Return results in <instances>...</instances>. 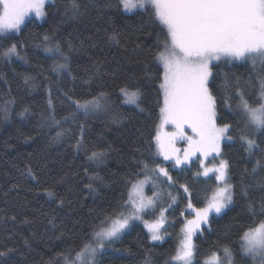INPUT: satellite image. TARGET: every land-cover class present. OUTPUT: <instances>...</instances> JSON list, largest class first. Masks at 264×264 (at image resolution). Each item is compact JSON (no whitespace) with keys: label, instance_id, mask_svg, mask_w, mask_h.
<instances>
[{"label":"trees","instance_id":"16d2710c","mask_svg":"<svg viewBox=\"0 0 264 264\" xmlns=\"http://www.w3.org/2000/svg\"><path fill=\"white\" fill-rule=\"evenodd\" d=\"M67 2L51 0L42 23L31 19L19 33L0 40L4 46L18 43L25 57L11 62L0 59V251L14 249L0 264H47L56 253L76 249L105 214L127 199L131 185L126 181L144 179L142 162L149 168L155 163L166 167L172 183L188 187L194 207H204L217 187L215 178H196L190 172L195 166L190 165L188 171L173 168L172 162L156 155L155 145L150 143L159 113L158 75L162 68L155 55L157 37L161 44L164 38L159 22L147 14L123 13L115 7L117 0H81L85 5L82 14L73 18L64 15ZM114 32L119 34L118 44L109 40ZM45 35L48 42L43 40ZM57 44L68 57L63 70L53 69L65 61L45 51ZM214 65L212 87L218 98V123L234 126L229 133L232 141L221 147V159L229 165L228 182L234 186L233 203L221 214H211L210 230L202 226L203 234L193 237L198 249L195 261L203 264L212 252L229 246L237 264H250L241 259L240 236L264 220L259 214L264 202V168L252 172L255 162L264 159V152L257 150L249 156L244 151L241 132L253 138L257 133L245 128L239 113L230 111L221 98L226 80L232 87L239 81V87L255 103L259 67L254 72L249 62L224 60ZM125 85L139 90L138 102L144 111L123 103L120 88ZM101 93L107 96V105L98 111L85 114L72 103ZM25 109L28 112L20 116ZM53 116L60 121L58 125L52 123ZM77 141L82 145L79 149ZM258 143L264 147V137ZM176 147L180 148L178 141ZM93 151H102L103 159L89 160ZM88 184L91 190L85 187ZM250 202L255 203V216L249 211ZM181 212L180 204L169 209L171 226L164 241H152L145 224L135 221L113 249L97 257V264H145L146 260L167 264L176 253L188 217ZM153 216L150 213L144 220L152 222ZM52 217L55 227L48 222Z\"/></svg>","mask_w":264,"mask_h":264},{"label":"snow or ice","instance_id":"6c2138e0","mask_svg":"<svg viewBox=\"0 0 264 264\" xmlns=\"http://www.w3.org/2000/svg\"><path fill=\"white\" fill-rule=\"evenodd\" d=\"M47 3L48 0H0V40L8 38L9 33H19L25 18L30 14L37 18L48 15ZM84 6L81 0H68L64 15L78 17ZM107 6L112 7L110 3ZM115 7L125 14H147L162 26L164 38L161 44L159 36L157 37L155 55L157 64L162 68L158 75V123L150 137V143L155 145L156 155L164 161L172 162L173 168L190 166L195 158L201 169L195 175L210 178L212 174L217 182L211 197L207 198L204 207L199 208L191 203L188 187L181 185L188 194L187 208L195 215L194 218L186 220L181 230L183 238L167 264H194L198 249L193 237L203 234L205 229L202 226H208L210 230V214L219 215L233 203L234 186L228 182V162L220 159L215 166L209 167L206 164L210 156L215 159L221 155V142L232 141L233 137L229 133L234 130L231 123H218V98L212 87L214 62H251L254 72L259 67V87L255 103L250 102L243 88L239 87V81L232 87L226 80L222 85L225 94L221 99L230 111L236 110L239 113L245 128L250 127L257 133L253 138L241 132L239 140L244 151L249 156L254 155L257 150L264 152V147L258 143L264 137V0H117ZM118 36L114 32L109 40L118 44ZM43 40L48 42L50 38L45 35ZM71 48L69 43V50ZM45 51L65 61L57 63L53 70L67 68L68 57L58 44L45 48ZM13 58L25 59L21 55L20 45L15 42L7 46L0 44V59L11 62ZM120 94L124 98L123 103L134 104L140 111H144L138 102L141 96L138 89L133 91L125 85L120 88ZM68 98L72 100L70 96ZM233 100L236 101L234 105L230 103ZM72 103L77 110L87 114L106 107L107 96L101 93L90 100H72ZM49 104L51 106V101ZM27 112L28 109H25L19 115L23 117ZM4 114L7 117L6 106ZM68 118L63 117L64 120ZM52 123L58 125L60 121L53 116ZM168 126H171V131L166 130ZM62 135V132L57 133V137ZM177 141H184L186 147L177 148ZM76 147H82L80 141H77ZM103 157L102 151H93L88 159L101 161ZM142 164L144 179L126 181V184L131 185L127 199L122 200L111 214H105L91 232L82 238L76 249L56 253L47 264H61V261L63 264H97V257L107 245L120 238L132 221H142L152 241L164 239L161 232L166 223L164 214L172 204L168 208L157 207L161 194L155 190L158 187L156 181L162 176L171 183L172 177L168 169L161 167L159 163H155L152 168L146 162ZM258 168H264V159L255 162L252 172L255 173ZM28 171L31 175V170ZM136 176L139 177L140 173H136ZM148 183L152 185V196H145L144 193V187ZM85 187L92 189L91 184ZM47 194L49 197L54 195L51 191ZM168 195L174 204L175 197L171 193ZM59 203L63 206V199ZM255 207L254 202L248 205L254 216ZM157 211L159 216L153 222L143 219L142 214L155 215ZM259 214L264 216V202L260 204ZM181 215L184 213L181 212ZM11 219L16 218L13 216ZM54 219L52 217L48 221L53 227ZM240 241L241 259L250 261V264H264V220L244 230ZM25 244L27 245V241ZM13 251L11 248L0 251V259ZM145 264H151L150 260H146ZM195 264H199V261H195ZM203 264H237V259L231 247L223 246L212 252Z\"/></svg>","mask_w":264,"mask_h":264},{"label":"rangeland","instance_id":"374dc122","mask_svg":"<svg viewBox=\"0 0 264 264\" xmlns=\"http://www.w3.org/2000/svg\"><path fill=\"white\" fill-rule=\"evenodd\" d=\"M49 2H51V0H48V3ZM47 3V4H48ZM44 18L45 17H43V18H37V17H35V15L34 14H30L28 17H26L25 18V23L21 26V28H23L24 27V25L28 22V21H30L31 19H35V20H37V21H39V22H43L44 21ZM219 62V61H218ZM242 62V61H241ZM215 63H217V62H214V64ZM250 64H251V62H249ZM131 105H134V104H131ZM168 128H170L171 129V126H169ZM190 134V133H189ZM225 141H227V140H224V141H222L221 142V145H220V148L222 147V145H223V143L225 142ZM178 146L180 147V149H181V147H182V149L184 148V147H186V143L184 142V141H178ZM221 159V155L219 156V157H217V158H215V159H213V157L212 156H210L209 158H208V160L206 161V164H207V166H209V167H212V166H215V165H217L218 164V162H219V160ZM193 160H194V162L191 164V166L193 167V166H195L192 170L191 169H188V167L189 166H184V167H181V168H179L180 170H182V171H188V170H191L190 172H192L193 173V175H195L196 173L195 172H197V171H200L201 169L199 168V163H198V161H195V158H193ZM151 175V174H150ZM196 178H198V179H211V178H214V175H212V174H210V178H206V177H203V176H200V177H197V176H195ZM156 183H157V185H158V187L155 189L157 192H159L161 195H160V197H159V199H158V201H157V207L159 208V207H165V208H168V205L169 204H172V206H175V205H181V206H183V209H184V214H188V217L186 218V219H184V224H185V222H186V220H188V219H192V218H194V212H192V210L191 209H188L187 208V205H188V203H189V198H188V194H186L184 191H183V188L181 187V185L180 186H176L174 183H169L167 180H166V178L165 177H160L157 181H156ZM144 193H145V196H152V193H153V189H152V185H151V183H148V184H146L145 185V187H144ZM169 193H171V195L173 196V197H175V203L173 204V202H172V200H171V198L169 197ZM169 209L170 208H168V211H169ZM168 211L167 212H165V214H164V216H165V220H166V223H165V226H164V228L163 229H161V232H162V234L164 235V239L162 240V241H164L168 236H167V233H168V229L170 228V226H171V222H169L168 220H170L169 219V217H167V213H168ZM150 213H148V214H142L143 215V219H146V218H148V215H149ZM213 214V213H212ZM211 215V214H210ZM152 216V215H151ZM157 216H159V211H157L156 213H155V215L152 217V222L156 219V217ZM184 216V215H183ZM135 221H132L131 222V224L130 225H132L133 223H134ZM184 224H183V227H184ZM182 227V228H183ZM130 228L131 227H129L126 231H128V230H130ZM182 230V229H181ZM125 231V232H126ZM124 232V233H125ZM123 233V234H124ZM122 234V235H123ZM121 235V236H122ZM121 236H120V238H121ZM120 238L119 239H117L116 241H114L113 243H111L110 245H107L106 246V248H105V250L103 251V252H107V250H111V249H113V247H114V245L120 240ZM182 238H183V232L181 231L180 232V240H179V243H180V241L182 240ZM103 252L101 253V254H103ZM100 254V255H101ZM99 255V256H100ZM221 256H223V253H221L220 254ZM194 263H195V260H194Z\"/></svg>","mask_w":264,"mask_h":264}]
</instances>
